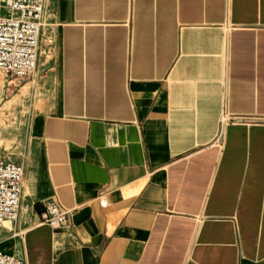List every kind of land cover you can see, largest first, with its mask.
Masks as SVG:
<instances>
[{"label": "crops", "instance_id": "0c3cea01", "mask_svg": "<svg viewBox=\"0 0 264 264\" xmlns=\"http://www.w3.org/2000/svg\"><path fill=\"white\" fill-rule=\"evenodd\" d=\"M10 104L22 264H264V0H46ZM4 98V91L2 92ZM68 226L44 222L46 206Z\"/></svg>", "mask_w": 264, "mask_h": 264}, {"label": "built area", "instance_id": "2783aa9c", "mask_svg": "<svg viewBox=\"0 0 264 264\" xmlns=\"http://www.w3.org/2000/svg\"><path fill=\"white\" fill-rule=\"evenodd\" d=\"M1 4L0 70L10 76L29 77L38 63L46 0H2ZM225 122L259 123L264 122V115L224 112L222 123ZM23 182L22 164L0 158V227L18 218ZM43 219L53 228H64L68 226V210L60 204H49ZM0 264H22V261L14 253L0 249Z\"/></svg>", "mask_w": 264, "mask_h": 264}, {"label": "rangeland", "instance_id": "374dc122", "mask_svg": "<svg viewBox=\"0 0 264 264\" xmlns=\"http://www.w3.org/2000/svg\"><path fill=\"white\" fill-rule=\"evenodd\" d=\"M2 0H0L1 4ZM3 7V4H1ZM5 13V9L2 10ZM29 77L10 76L0 70V158L13 162L19 161L21 151V133L15 118L11 113L14 90L28 82ZM4 98L2 99V92ZM21 164V163H20Z\"/></svg>", "mask_w": 264, "mask_h": 264}]
</instances>
